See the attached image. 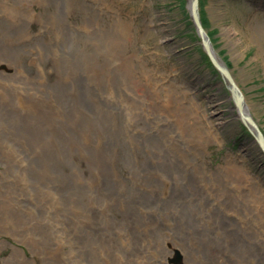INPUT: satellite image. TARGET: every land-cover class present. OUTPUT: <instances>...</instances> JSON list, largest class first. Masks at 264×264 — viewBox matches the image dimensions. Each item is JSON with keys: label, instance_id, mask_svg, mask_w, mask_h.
<instances>
[{"label": "rangeland", "instance_id": "rangeland-1", "mask_svg": "<svg viewBox=\"0 0 264 264\" xmlns=\"http://www.w3.org/2000/svg\"><path fill=\"white\" fill-rule=\"evenodd\" d=\"M204 4L215 48L264 134V39L256 36L264 0ZM189 13L188 0H0V264H224L207 251V231L217 242L214 215L254 217L218 203L210 210L206 200L222 193L209 187L242 194L236 167L264 179V163L251 157L257 140L225 76L195 51ZM141 67L156 80H144ZM170 88L210 113L218 139L210 125H189L188 113L181 128L171 108L167 130L154 128L160 120L149 119L165 109ZM106 190L122 199L100 204ZM194 192L200 204L188 199ZM172 205L188 223L181 214L169 220ZM251 225L264 234L261 221ZM17 240L28 242L30 261ZM257 246L248 250L263 260Z\"/></svg>", "mask_w": 264, "mask_h": 264}, {"label": "bare ground", "instance_id": "bare-ground-1", "mask_svg": "<svg viewBox=\"0 0 264 264\" xmlns=\"http://www.w3.org/2000/svg\"><path fill=\"white\" fill-rule=\"evenodd\" d=\"M188 2L191 3L190 0ZM198 2L200 3V8L202 5L203 6L205 5L204 0H198ZM218 13H220V10L218 11ZM205 14L206 13L199 11L193 20H192V17L190 16L191 21H192L191 24L195 28L194 34H195V36L198 37V44H196L194 49L198 53L199 56H201L204 59H206L207 61L211 62V64L213 65L215 63V59H213L214 55L218 56L221 60H222V58H221L219 52L215 48L214 40L211 39V34L207 29L208 26H205V24L209 25V23H210V20L206 17L207 15L205 16ZM183 16L185 17V13H183ZM201 30H204L205 33L209 36V42H210L211 46L213 47V53L211 52L213 54L212 57L205 50V48H203L202 39L200 37V31ZM258 30H259V32L257 33V31H256V33H257L256 36L259 37V39H264V30L263 29H258ZM132 38H133V35H131V39ZM234 44H237V41H235ZM132 48H134V47H132ZM131 52L134 53V52H136V50L133 49V50H131ZM113 53L115 55H117L118 57H120L121 59H122V56L124 55L122 52L116 51L114 49H113ZM222 62H223V60H222ZM223 63L225 64V62H223ZM226 66H228V65H226ZM229 69L230 68H228V72L230 73V76L232 78L233 74H232V71H230ZM141 72H142L144 80L150 81V82L156 80V78L154 76L150 75V72L147 71V68L141 67ZM233 78H232V80H233V86H234L235 90L238 89L242 93L243 89L241 88V86L239 85V83L237 82L235 77H233ZM229 84H231V83H229ZM167 92H168V94L166 96V100H165L164 104L162 105V106H164L165 109L162 110L160 108L159 112L156 113L154 115V117L149 119L152 124L156 120H160V121H157L155 123V127H154L155 129L162 128L161 130H167V129L163 128V125L166 122L170 123V121L168 120V113H169V109L171 108L170 112L174 115V117L177 120V123L180 125L181 128H183L187 123V120H186L187 115L186 114L188 113V115H190L192 117V120H193V121H190L189 125H191V124L196 125V126H194V129L196 131H201L203 129H207V128H204L203 125L204 126L210 125L211 128H208V129H210L212 131L211 137H213L215 139L219 138L218 133L215 131L216 127L214 126L213 121L210 120L211 115L209 112L206 111L205 108H202L199 111L197 101H191L192 99H190L187 102V101H183L182 99H180L178 97V90L177 89H171L170 88V89H168ZM189 102H190L191 106L188 105ZM191 107H194V109H191ZM244 113L247 114L248 116H250L253 120H255L254 114L252 112V106L249 105L248 103H246V105H245ZM209 115H210V118H209ZM12 118H13L12 122H18L19 121L18 117H16V116H12ZM203 118L206 119V122H207L206 124H203V122H202ZM255 124H256V121H255ZM204 132H207V131L204 130L203 133ZM253 133H254V131H253ZM257 142L258 141H255V143L252 142V145L254 147H258L259 153L258 152H255L256 154L252 153L251 157L255 158L257 155L259 157L258 158L259 161H261L260 163L263 164L264 163V158H263L264 153H262L261 148H260L261 146H259V144ZM249 145H250V143L245 141L243 146L247 149L249 147ZM108 155L111 157L120 159V160L123 159V158H121V156L119 154H112V153L108 152ZM233 159L235 162H237L235 158H233ZM188 166H194V165L193 164H191V165L185 164L186 169ZM229 169L234 171L235 167L229 166ZM191 172H192L193 176H197L195 166ZM236 172L243 175V177H244V183L242 184V186H240L241 188L245 187V190L243 191V193L242 194H231V191L225 189L223 184L215 182V183H213L212 188L209 187V189L211 191H213L215 188H219L222 195H217L216 193H214L212 197L217 199V200L212 201V200L208 199V200H206V202L208 203L210 210H215L216 209L215 204L218 203V204L224 205L225 208H228L230 210L229 214H237V215L251 214V215H253L254 218H253V220L250 219L248 224H242V223H239L238 220H234L233 218L230 219L228 216H225L223 218L219 214L216 213L214 215V217L216 220V231L215 232L217 233V242L219 245H221L223 247H221L220 249L215 248L214 246L217 245V242L214 238L213 232L207 231L208 232V242L212 246V249L207 250V251L209 252V255L211 257L214 256L215 254H217V256L220 259L224 260V264H226V262L228 260H230L234 257L236 258L238 263L241 260H243V263L245 264V262L247 260H249V261H254L257 264H262V262H264V253L262 254V256H263V260H262L258 256L251 253V250H248V248L258 247L257 244H260L261 246L264 245V234H262L261 232L255 231L251 225V222H253V221H256V220L261 221V224H262L263 230H264V225H263V222L260 218V217H264V213L260 214L261 211L258 210V207H261V209L264 208V179H262V176H256L254 178H252V176H248L247 173H245L244 166L236 167ZM164 175L169 176L165 171H164ZM206 179H207V181H209L208 178H206ZM96 181H97L96 178H94V177L91 178L89 180V185L95 184ZM194 181H196L195 177H194ZM207 184H208V182H207ZM251 193H254L257 196L259 193L262 195V198H260V196H259V198H255ZM111 196L117 197V199H122L121 197L116 196L114 193H111L110 191L106 190V191L102 192L101 201L99 203L103 204L104 201H107V199ZM187 197L189 200H193L196 202L198 201L197 203H199V204H200V201L203 200V198L200 196V194L198 192H196V193L194 192L191 196H187ZM138 204L141 205L140 203H138ZM172 207H174V215L172 217H169V220H171V221L177 220L178 217L175 215L181 214L182 218H180V219L183 221L185 219V222L188 223L185 215L183 214L182 209L178 208V206L172 205V206L167 207L166 208L167 212L170 211V209ZM86 221L90 222V219H88ZM89 228L92 229V226H89ZM92 231H93V229H92ZM251 236L255 237L254 243L251 245L246 244L245 243L246 239L251 238ZM221 239L226 240V242L222 243ZM17 241H18V247H15V250L20 252V254L27 261H30V259L27 258V255L25 254L24 249L22 248L23 245L28 246V242L26 240H17ZM222 248L225 250H222ZM221 251H229L230 253L228 254L226 252H221ZM243 263H239V264H243Z\"/></svg>", "mask_w": 264, "mask_h": 264}, {"label": "water", "instance_id": "water-1", "mask_svg": "<svg viewBox=\"0 0 264 264\" xmlns=\"http://www.w3.org/2000/svg\"><path fill=\"white\" fill-rule=\"evenodd\" d=\"M189 1V0H188ZM191 3L188 2V10L191 14L192 20L196 17L197 13L199 11H201L200 8V3L198 2V0H190ZM200 37L202 39V43H203V48H205V50L211 55V57L213 56V47L211 46L210 42H209V36L205 33L204 30L200 31ZM212 52V53H211ZM215 59V63L213 64L214 67L217 69V71L221 74H223V76H225V80L227 82L228 85V89L230 90L234 102L237 106V109L239 111V116L241 118V120L244 122V124L246 125V127L248 128V130L251 132V134L253 136L256 137V140L258 141L259 145L261 146V150L264 153V134L261 131L260 128H258L257 123L255 124V120H253L250 116H248L247 114L244 113V108L246 105V98H245V94L242 92H240L238 89L235 90L234 86H233V80L232 78L234 76H230V73L228 72V66H226L222 60L218 57V56H213ZM228 67V68H227ZM230 70V69H229ZM231 71V70H230ZM234 79V78H233ZM230 81V82H229ZM231 83V84H229ZM252 128V129H251ZM254 133H253V131Z\"/></svg>", "mask_w": 264, "mask_h": 264}, {"label": "trees", "instance_id": "trees-1", "mask_svg": "<svg viewBox=\"0 0 264 264\" xmlns=\"http://www.w3.org/2000/svg\"><path fill=\"white\" fill-rule=\"evenodd\" d=\"M205 26H208V25H206V24H205ZM208 63L210 64V62H209V61H208ZM210 65H211V64H210Z\"/></svg>", "mask_w": 264, "mask_h": 264}]
</instances>
